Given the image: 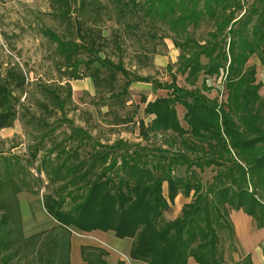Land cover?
I'll return each instance as SVG.
<instances>
[{
  "label": "trees",
  "instance_id": "1",
  "mask_svg": "<svg viewBox=\"0 0 264 264\" xmlns=\"http://www.w3.org/2000/svg\"><path fill=\"white\" fill-rule=\"evenodd\" d=\"M49 1L68 24L66 39L49 27L43 30L57 44L64 70L73 79L92 78L114 105L126 103L122 96L132 83L150 82L133 76L122 60L108 54L114 47L122 51V41L138 33L147 42L159 39L158 31L172 35L181 50L178 71L186 75L190 88L180 86L175 76L170 83L157 82L168 97L148 104L146 110L155 119L146 131L139 122L144 136L160 133L171 138L170 145L179 148L170 152L140 144L131 147L123 140L104 145L90 141L81 127L71 128V136L59 140V126L50 120L60 114L59 125L68 121L71 86L39 85L38 110L24 112L22 119L32 142L30 156L36 159L50 145L38 166L52 188L44 207L66 233L64 240H53L39 253L40 264H71V231L112 232L119 239H131L129 257L146 264H187L190 257L199 264H226L218 231L227 228L235 237L230 211L243 209L258 227L264 226V100L255 70L246 67L254 55L264 64V0L245 11L242 0ZM108 21L116 29L105 37L102 26ZM203 23L210 30L199 40L189 28ZM221 70L226 71L228 90L224 106L203 92L205 81L198 86L201 75L218 76ZM15 77L16 90L23 89L24 74L18 70ZM11 91L0 84V132L18 119L20 99ZM177 105L186 110L187 128L179 120ZM206 168L216 172L209 184L201 178ZM6 181L0 173V198ZM180 193L191 202L177 218L166 221L164 214ZM10 212L0 219V248L14 241ZM104 253L82 249L88 264H108ZM240 264L252 262L246 258Z\"/></svg>",
  "mask_w": 264,
  "mask_h": 264
},
{
  "label": "rangeland",
  "instance_id": "2",
  "mask_svg": "<svg viewBox=\"0 0 264 264\" xmlns=\"http://www.w3.org/2000/svg\"><path fill=\"white\" fill-rule=\"evenodd\" d=\"M254 3H258V0H242L243 10ZM59 12L58 7L49 0H0V84L10 88L21 104L17 108L18 119L11 127L0 132V173L7 179L0 198L3 200L0 201V219L7 211H11L8 225L14 229V241L8 248H0V264H40L39 253L43 254L53 240L62 241L66 235L44 207L45 196L51 194L52 188L44 174L38 173V166L50 145L47 143V147L38 153L36 159L30 156L32 142L28 140V131L22 119L24 112L38 110L36 102L41 98V83L52 87L67 83L71 86V98L65 110L68 121L59 125L60 121L57 119L62 117L60 114L50 120L53 126H59L55 132L59 140L71 136V128L81 127L92 137L90 141H98L104 145L123 140L131 147L140 144L150 150L157 148L173 152L179 148L171 146V138L163 134L148 133L144 136L139 123L143 121L146 131L147 126L155 119V115L146 110L148 104L168 97V91L159 88L157 82L170 83L175 76L180 86L190 88L186 75L178 71L181 50L174 44L172 35L158 31L160 38L147 42L138 33V36L132 35L122 41V51L116 47L108 50L111 58L115 61L122 60L133 76L148 78L150 81L132 83L128 94L122 96L126 103L118 106L109 99V94L98 90L92 78L83 76L81 79H73L64 70L63 57L58 53L57 44L51 42L43 32L49 27L61 37L68 38L67 20ZM102 29L104 36L108 37L116 29V25L108 21L103 24ZM209 30L208 23H203L197 29L189 28V32L199 40L207 38ZM246 67L255 70L260 97L264 100V64L254 55ZM18 70L25 76V85L23 89L16 90L15 75ZM204 81L206 88H202L203 92L220 105L227 104L226 71L221 70L218 76L201 75L198 86L202 87ZM62 95L67 96V90ZM176 109L181 124L187 128L185 108L177 105ZM128 120L132 122H127ZM215 173L212 168H206L201 173V178L209 184ZM164 193L167 195L166 185ZM179 195L181 199H178V206L183 207L191 202V197L182 193ZM176 209L171 207L164 214V219L170 221L180 215L181 212L178 213ZM218 235L219 248L226 264H240L235 260V253L238 252L235 237L229 235L227 228L219 230ZM103 236L95 231H71V264H88L82 256L84 247L103 250V258L108 264H117L118 261L127 264L131 260L129 254L124 256L110 242L103 241ZM113 238L119 240L115 235ZM117 242L123 247L127 244L126 240Z\"/></svg>",
  "mask_w": 264,
  "mask_h": 264
},
{
  "label": "crops",
  "instance_id": "3",
  "mask_svg": "<svg viewBox=\"0 0 264 264\" xmlns=\"http://www.w3.org/2000/svg\"><path fill=\"white\" fill-rule=\"evenodd\" d=\"M178 199H181V195H178L176 197L174 205H172V208L176 207L177 208L176 210H178L179 211L178 213H180L183 207L182 205L178 206ZM229 219L234 229V236L236 239V244L238 249V252L235 253L236 254L235 260L241 263L246 258H249L252 264H264V226L258 227L255 219L252 216L248 215L243 209L240 210L232 209L230 211ZM95 232L102 233L104 236L101 237V239L103 241L107 240L108 242H110V244L113 247L115 246L118 251L123 252L124 256H126L125 254H129L132 245L131 239L127 240V239L117 238L122 241L124 240L127 241L126 246L123 247L118 245L117 241L119 240L113 238L114 234L110 235L109 232H102V231H95ZM131 262L132 264H146L144 262L135 261L132 259L129 260L127 264H131ZM187 264H199V263L193 257H190L188 259Z\"/></svg>",
  "mask_w": 264,
  "mask_h": 264
}]
</instances>
